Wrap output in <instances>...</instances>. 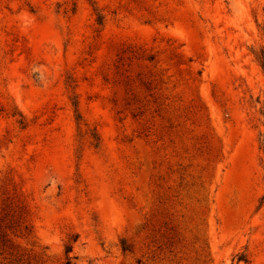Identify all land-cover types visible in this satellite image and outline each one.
Here are the masks:
<instances>
[{"label": "rangeland", "instance_id": "1", "mask_svg": "<svg viewBox=\"0 0 264 264\" xmlns=\"http://www.w3.org/2000/svg\"><path fill=\"white\" fill-rule=\"evenodd\" d=\"M261 49L264 0H0V264H264Z\"/></svg>", "mask_w": 264, "mask_h": 264}, {"label": "trees", "instance_id": "2", "mask_svg": "<svg viewBox=\"0 0 264 264\" xmlns=\"http://www.w3.org/2000/svg\"><path fill=\"white\" fill-rule=\"evenodd\" d=\"M96 23H98V24L101 23V16L97 15V17H96ZM253 54H254V58L256 59L258 65L260 66L261 70L264 72V50L261 49L258 52H255ZM72 104L75 106V101H73ZM75 117L78 118V115L76 114ZM17 123L19 125H21V127H23L24 120H23V118L21 116L17 119ZM261 147L264 148V131H263V138H262V145H261ZM68 251H70V246H65L64 247V253H67ZM240 259H241V257H238L237 258V260H240ZM64 264H69V260L68 259H65Z\"/></svg>", "mask_w": 264, "mask_h": 264}]
</instances>
